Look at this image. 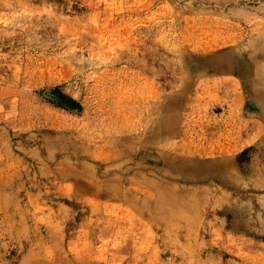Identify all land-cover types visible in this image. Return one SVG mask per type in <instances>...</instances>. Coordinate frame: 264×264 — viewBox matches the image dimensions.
I'll list each match as a JSON object with an SVG mask.
<instances>
[{"label": "rangeland", "instance_id": "374dc122", "mask_svg": "<svg viewBox=\"0 0 264 264\" xmlns=\"http://www.w3.org/2000/svg\"><path fill=\"white\" fill-rule=\"evenodd\" d=\"M0 264H264V0H0Z\"/></svg>", "mask_w": 264, "mask_h": 264}, {"label": "crops", "instance_id": "0c3cea01", "mask_svg": "<svg viewBox=\"0 0 264 264\" xmlns=\"http://www.w3.org/2000/svg\"><path fill=\"white\" fill-rule=\"evenodd\" d=\"M125 198H126V196H120V197L116 196L115 198H113V200H115L113 202H119L120 200H125ZM98 200L104 201V200H106V198H105V196L100 195Z\"/></svg>", "mask_w": 264, "mask_h": 264}]
</instances>
